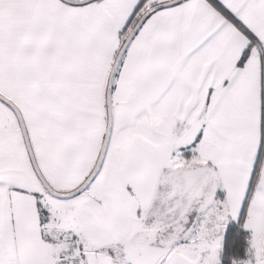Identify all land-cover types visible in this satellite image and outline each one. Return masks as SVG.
Segmentation results:
<instances>
[{"label":"snow or ice","instance_id":"snow-or-ice-1","mask_svg":"<svg viewBox=\"0 0 264 264\" xmlns=\"http://www.w3.org/2000/svg\"><path fill=\"white\" fill-rule=\"evenodd\" d=\"M0 264H264V0H0Z\"/></svg>","mask_w":264,"mask_h":264}]
</instances>
